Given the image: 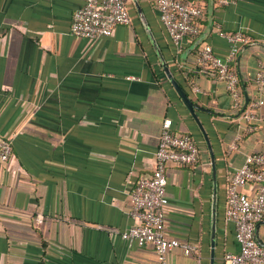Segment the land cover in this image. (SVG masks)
Here are the masks:
<instances>
[{"label": "crops", "instance_id": "obj_1", "mask_svg": "<svg viewBox=\"0 0 264 264\" xmlns=\"http://www.w3.org/2000/svg\"><path fill=\"white\" fill-rule=\"evenodd\" d=\"M195 1L206 9L204 29L213 14L206 41L219 56L230 50L219 28L250 36L233 67L243 82V106L246 94L248 106L264 99L256 83L264 60V0ZM81 3L0 0V139L13 144L10 160L0 161V264H157L152 245L121 232L138 222L129 213L131 192L153 172L166 118L175 131L192 134L201 151L195 165L167 167V235L196 246L173 249L168 262L212 264L215 212L214 264H226L225 254L240 248L226 215L227 187L246 155L264 150V102L251 129L224 82L197 66L195 50L183 62L195 39L179 51L154 0H127L131 24L99 38L72 32ZM164 60L207 109L198 114L214 147L216 175ZM259 234L264 240V223Z\"/></svg>", "mask_w": 264, "mask_h": 264}, {"label": "built area", "instance_id": "obj_2", "mask_svg": "<svg viewBox=\"0 0 264 264\" xmlns=\"http://www.w3.org/2000/svg\"><path fill=\"white\" fill-rule=\"evenodd\" d=\"M81 5L73 15L72 32L87 38L110 36L119 25L131 24L132 16L127 0H81ZM160 19L167 28L177 49L182 51L186 41L201 34L204 7L195 0H154ZM216 1V0H215ZM237 0H217L220 6L235 3ZM218 34L230 46L227 57L214 51L212 44L205 41L198 48L196 64L208 73L213 72L222 80L231 94L235 105L242 109L244 103L240 76L232 67L241 49L251 38L243 31L218 29ZM256 83L264 93V60L259 61ZM194 91L201 88L193 84ZM264 102L260 98L248 106L244 117L252 123L261 120L258 108ZM172 119L166 118L156 150V163L153 172L139 178L131 192L129 213L138 222L121 232L123 238L139 245H152L156 252L157 264H169L168 255L175 248L185 252L195 250L196 246L178 238L169 237L165 229L166 207L169 203L167 193L169 163L195 165L200 160V146L194 136L173 129ZM13 144L0 139V161L10 160ZM254 186V192L243 191ZM227 218L235 224V235L239 243L238 251L225 254L226 264H264V246L255 237L256 224L264 219V150L246 155L244 164L232 173L227 187Z\"/></svg>", "mask_w": 264, "mask_h": 264}, {"label": "water", "instance_id": "obj_3", "mask_svg": "<svg viewBox=\"0 0 264 264\" xmlns=\"http://www.w3.org/2000/svg\"><path fill=\"white\" fill-rule=\"evenodd\" d=\"M212 1L215 4V0H212ZM213 26H214V19H213V14L211 13L209 16V23H208L207 27L201 32V34L199 36H197L195 38V40L192 42V44L189 45L185 49V51L182 53L183 62H186L190 53H192V51L196 50L202 43H204L209 38V36L212 32ZM163 66H164V69H165V72H166L168 78L170 79V81L173 84V86L175 87L176 91L178 92V94L182 98L183 102L186 104V106L190 110L191 114L195 118L196 122L198 123V125H199V127H200V129L204 135V138L207 142V145H208L210 153H211L213 174L216 175L217 174V165H216L217 162H216V155L214 152V147H213L210 135L208 134L206 127H205L204 123L202 122V120L198 114L199 109H204V110H207V109L202 107L201 105H199L190 96V94L187 92V90L184 88V86L175 77V75L172 72L169 64L165 60L163 62ZM249 102H250V97L248 96V94H246V101H245V104H244L242 110H245L247 108ZM215 215L216 214L214 212L213 224H212V246H213L212 264H214V261H215V250H214L215 236H216V216ZM263 223H264V220H261L256 224V227H255V237H256L257 241L259 242V244H261L262 246H264V240L260 237L259 228Z\"/></svg>", "mask_w": 264, "mask_h": 264}, {"label": "trees", "instance_id": "obj_4", "mask_svg": "<svg viewBox=\"0 0 264 264\" xmlns=\"http://www.w3.org/2000/svg\"><path fill=\"white\" fill-rule=\"evenodd\" d=\"M216 2V4H217V0L215 1ZM206 15V9L204 8V16ZM206 23V16H205V19H204V22H203V19H202V30L204 29V24ZM192 40H194V37L192 38ZM250 42H252V39L250 40ZM249 42V43H250ZM198 49L199 48H197L193 53L196 55L197 54V52H198ZM233 67V66H232ZM234 68V67H233ZM204 72H206V71H204ZM240 84H241V87H242V89H243V82H242V80H241V78H240ZM239 110H240V108H239Z\"/></svg>", "mask_w": 264, "mask_h": 264}]
</instances>
